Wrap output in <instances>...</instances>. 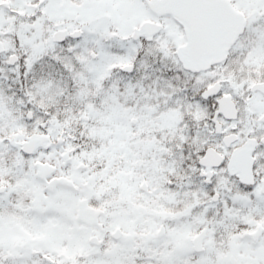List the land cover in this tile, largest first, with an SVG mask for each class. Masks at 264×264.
I'll use <instances>...</instances> for the list:
<instances>
[{
  "label": "snow or ice",
  "instance_id": "snow-or-ice-1",
  "mask_svg": "<svg viewBox=\"0 0 264 264\" xmlns=\"http://www.w3.org/2000/svg\"><path fill=\"white\" fill-rule=\"evenodd\" d=\"M0 264H264V0H0Z\"/></svg>",
  "mask_w": 264,
  "mask_h": 264
}]
</instances>
